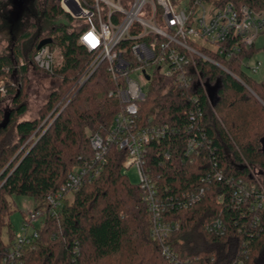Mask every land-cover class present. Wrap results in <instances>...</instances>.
<instances>
[{"label": "trees", "instance_id": "trees-1", "mask_svg": "<svg viewBox=\"0 0 264 264\" xmlns=\"http://www.w3.org/2000/svg\"><path fill=\"white\" fill-rule=\"evenodd\" d=\"M4 1L0 0V6ZM210 1L217 7L231 3L264 11V0ZM41 6L42 18L55 21L64 15L58 0H43ZM29 36H19L13 50L0 56V81L10 74L21 84L11 88L5 81L11 106L0 109V253L13 238L10 233L7 242L1 240L12 212L7 196L28 198L36 204L35 211L42 212L46 196L65 183L79 159L91 157L89 136L109 129L119 109V103L107 96L112 83L101 64L58 114L56 104L94 56L77 44L78 31L70 20L67 26L54 24L35 39L20 65V42ZM42 39L51 40V51L53 47L60 50L62 64L51 74L60 84L36 118L25 119L21 82L30 65L40 71L32 62ZM126 46L127 42L121 45ZM254 52L252 46L229 58H213L232 76L204 64L203 77L212 86L208 84L206 97L197 93L196 103L191 101V91L160 81L140 105L142 119L179 129L177 134L151 143L146 156L166 203L163 217L179 225L164 240L177 262L161 255L138 184L130 183L123 173L125 153L111 147L101 174L64 196L56 217L43 211L38 238L24 248L25 264H259L264 257V205L256 211L249 210V202L236 205L228 182L252 183L255 175L264 185V78L256 81L241 68ZM189 111H199L201 116L192 130L184 132L182 126L191 123ZM188 136L202 141L190 158L183 155ZM165 151L169 160L162 158ZM215 172L222 174V181L212 180ZM207 174L210 179L200 183ZM200 191L197 202L186 199V194ZM215 220L221 222V233L206 229Z\"/></svg>", "mask_w": 264, "mask_h": 264}, {"label": "built area", "instance_id": "built-area-1", "mask_svg": "<svg viewBox=\"0 0 264 264\" xmlns=\"http://www.w3.org/2000/svg\"><path fill=\"white\" fill-rule=\"evenodd\" d=\"M179 2L180 10L174 8L172 0H58L60 10L78 31L77 44L94 56L70 92H76L101 64H105L112 83L107 96L119 103V109L109 129L89 136L91 157L79 159V165L68 173L65 183L46 196L43 209L56 217L64 196L95 180L105 167L109 149L115 147L125 153L123 172L131 167L136 170L142 201L151 216V234L160 245L161 255L171 262H177L176 257L164 240L177 231L179 225L163 217L166 203L160 197V186L152 177L146 156L151 143L177 134L179 129L153 123L150 118L142 119L140 105L160 81L191 91V101L196 103L198 92L207 96L209 83L203 77V65L209 64L230 74L213 58H229L242 48L249 49L256 36L264 33V11L256 12L231 3L217 7L210 0ZM124 42L127 46L121 47ZM52 61V52L46 45L36 50L32 63L38 70L51 75ZM258 65L251 69L252 72ZM131 74H136L137 78H131ZM5 94L4 83L0 81V96ZM187 113L191 123L182 126L184 132L192 130L201 116L199 111ZM200 136L204 138L202 133ZM200 146L202 141L188 136L183 155L190 158ZM169 157L167 151L163 152L164 160ZM252 176V183L240 179L228 182L234 203L249 202V210L256 211L264 205V185ZM210 177L207 174L200 183H206ZM222 179L220 172L212 176L215 182ZM201 193H188L186 199L195 203ZM43 211L34 210L23 220L8 249L0 253V264H25L24 248L38 238V228L33 227L31 221L43 218ZM206 229L221 233V222L215 220L206 225Z\"/></svg>", "mask_w": 264, "mask_h": 264}, {"label": "rangeland", "instance_id": "rangeland-1", "mask_svg": "<svg viewBox=\"0 0 264 264\" xmlns=\"http://www.w3.org/2000/svg\"><path fill=\"white\" fill-rule=\"evenodd\" d=\"M42 4L43 0H34L29 4L27 2L25 5H22L19 9H13V7H11L13 5L12 0H5L3 2L0 6V15L2 17V20L0 21V56L8 55L10 51L13 50V45L18 40L19 36L29 33V39L27 38L26 40L20 42V51L22 56L19 59V64L21 65L24 63L23 57L26 51L30 50L29 48H31L35 39L44 36L48 32L49 28L51 29L54 24H61L64 26L70 24V20L64 15L60 16L55 21L42 18L40 13ZM172 4L175 9H181L179 0H172ZM31 25H33V27L29 28ZM253 46L255 52L251 58L244 60V64L241 68L254 80L259 81L264 78V33L256 36L253 41ZM51 52L53 55L52 62L54 67L60 66L62 64L60 50L53 47ZM257 63L259 64L257 70L252 72L251 69L255 67ZM24 77L25 81L21 82L23 84L21 88L23 90L22 101L25 103L27 111L23 118L35 119L41 108L46 103L50 93L58 88L60 79L45 74V72L37 71L31 65L28 67ZM131 78L136 79L137 75L131 74ZM17 80L18 77H14V75L11 77L9 74L7 79L2 82H9L11 88H15L16 86L21 87V84L17 82ZM149 87H151V85ZM74 94L75 91L70 92V89L66 90L62 99L55 106V109H58V114L64 109ZM1 98L3 99L2 102H0L1 110H5L11 106L8 93ZM46 118L44 122L47 120ZM123 173L126 175L130 183L136 184L138 182V177L134 167L124 170ZM6 199L10 203V209L12 212L8 216L9 226L4 227L1 231V240L3 242H7L8 234H15L19 231L23 220L27 219L29 214L34 212L36 206L32 200L22 196L12 195L7 196ZM41 221L42 218L38 217L32 220L31 224L33 227L39 228ZM31 228L32 227H30V229ZM259 264H264V257H262Z\"/></svg>", "mask_w": 264, "mask_h": 264}, {"label": "water", "instance_id": "water-1", "mask_svg": "<svg viewBox=\"0 0 264 264\" xmlns=\"http://www.w3.org/2000/svg\"><path fill=\"white\" fill-rule=\"evenodd\" d=\"M12 4L16 7V9H19V8H21V6H22V4H23V2L21 1V0H13L12 1ZM51 43V40L50 39H42L41 41H39V43L37 44V46H36V50L38 49H40L41 47H43V46H46V45H49ZM228 74V73H227ZM230 75V74H229ZM214 91H215V93L218 91V88L217 87H215L214 88Z\"/></svg>", "mask_w": 264, "mask_h": 264}, {"label": "flooded vegetation", "instance_id": "flooded-vegetation-1", "mask_svg": "<svg viewBox=\"0 0 264 264\" xmlns=\"http://www.w3.org/2000/svg\"><path fill=\"white\" fill-rule=\"evenodd\" d=\"M12 1H13V0H12ZM21 1L23 2L22 5H25L27 2H28V4H29V3L33 2L34 0H21Z\"/></svg>", "mask_w": 264, "mask_h": 264}]
</instances>
